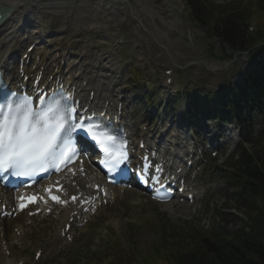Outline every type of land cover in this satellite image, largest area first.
<instances>
[{"label":"rangeland","instance_id":"1","mask_svg":"<svg viewBox=\"0 0 264 264\" xmlns=\"http://www.w3.org/2000/svg\"><path fill=\"white\" fill-rule=\"evenodd\" d=\"M127 1L121 6L116 4L119 13H112L110 10L101 7L95 11L97 14L95 12L94 14L91 9L87 12L83 7L87 4L89 8L90 5L96 3L95 0H86L84 3L65 0L63 10L58 8L53 11V13L58 12L60 15L53 20L55 27H57L55 31L63 28L62 17L69 15V29L65 31L67 33L66 38L72 41L74 49H88L89 54L91 51L93 52L94 58L96 56L101 57V65L106 70L104 73L114 79V84L122 90L124 100L130 108L129 111L134 121L133 132L138 133L142 126H145L146 130L153 129L152 131L155 132V129L160 128V126L171 125L167 119L177 121L182 118L184 121L182 125H184L186 121L183 115L179 117L184 107L182 97H180L176 109H173L165 101L169 93L175 94L177 90H180L179 94L182 96L193 92L201 95L213 84L217 85L218 88H223L227 83H233L237 80L238 73L243 68L245 56L238 57L235 61L228 63L226 62L229 61L227 58L218 60L220 57L219 45L214 37L208 36L203 28L192 21L186 0ZM222 2L223 0H212L213 5ZM36 5L40 8L41 4ZM50 5V7L53 6ZM31 6L34 7V5ZM45 10L52 12L50 9ZM30 14L29 16H31ZM136 14L140 22H137ZM94 23L100 24L98 26ZM55 31L53 30L52 39L56 36ZM83 52L84 55H82L80 62L85 65V68H91L93 65L97 67V61H92V57H85L86 52L84 50ZM87 62L94 64L87 67ZM169 65H173L177 71L174 75L173 86L164 91L152 92L150 90L148 93V90L144 88L145 84L151 83L152 75H160L161 71ZM133 68L138 71L137 80L132 78L134 72L131 71ZM92 82L98 83L93 80ZM110 86V81H108V87ZM150 94L153 96L152 99L156 106H147L146 102ZM163 102H165L164 105ZM253 119L256 120L255 117L251 120ZM215 124L224 130L227 129L226 124ZM249 139L246 146L254 151L264 168V134L259 137L258 134H251ZM204 141L205 143L208 142ZM236 142L232 140L227 145L234 146ZM233 156L231 155L228 159L221 156L218 157L219 160L211 161L215 164H227ZM254 163L259 165L257 161ZM212 175L215 176L213 178L215 187L213 193L205 195L202 200L194 203V205H186L185 203H182L181 206L173 203L156 205L144 198L143 194L135 189L116 190L118 199L103 207L92 217L85 228L77 231L76 237L85 236V238L81 239L75 247L70 248L69 245H64L59 252L57 250L48 258L55 255L57 256L55 258L58 259L54 264H64V262L74 264L79 253L83 256L88 245L95 244V239L98 242L102 239L105 240L107 233L108 235L114 233L115 236L122 239L128 237L130 246H135L138 242L144 244L147 241H152L156 235L154 229L151 227L143 228L140 225L143 219L153 214L159 215L167 227L179 228L184 232H195L199 229H209L225 224L230 231L238 228L240 226L239 221L245 213L244 207L239 203L240 197L233 195L230 185L223 181L218 174ZM221 213L226 217V222L222 220ZM35 220L32 224L34 234L31 238L33 243H47L45 236H48L51 241L54 235L53 230L57 224L54 221L57 220L53 218ZM136 222H140V225ZM135 226L139 230L136 231ZM29 237L27 234V237L23 239L22 247H19L20 244L13 246L17 255L24 256L25 262H28L30 257ZM77 250L80 252L78 253ZM61 252L65 255H72L70 261L65 260L69 257L58 254Z\"/></svg>","mask_w":264,"mask_h":264},{"label":"trees","instance_id":"2","mask_svg":"<svg viewBox=\"0 0 264 264\" xmlns=\"http://www.w3.org/2000/svg\"><path fill=\"white\" fill-rule=\"evenodd\" d=\"M187 1L193 20L216 37L223 56L225 50L234 53L264 42V0H232L217 6L207 5L206 0ZM251 17L257 19L256 28L247 35ZM246 67L235 86L215 97L190 96L188 104L208 106L212 112L222 108V114L227 111L237 116L264 105V46L251 49ZM240 157L237 169H225L226 176H234L233 184H240L239 195H243L240 203L246 216L239 229L179 233L154 219L158 235L153 242L133 252L113 240L104 245L100 255L92 254L86 264H264V170L259 172V165L246 151L240 152Z\"/></svg>","mask_w":264,"mask_h":264},{"label":"snow or ice","instance_id":"3","mask_svg":"<svg viewBox=\"0 0 264 264\" xmlns=\"http://www.w3.org/2000/svg\"><path fill=\"white\" fill-rule=\"evenodd\" d=\"M3 11L7 12L8 9L4 8ZM60 99L68 100L67 97ZM28 103V97L17 101L15 105L7 97L0 103V174L10 172L17 177L32 176L38 169L46 170L53 167L70 143L68 137L78 126L68 123L73 109L61 105L60 100L50 101L41 111H34ZM100 127L90 125L85 131L92 132L93 129ZM92 139L101 146L109 158L115 155L110 151V148L116 146L113 136L102 132L99 136L93 134ZM126 159V152L121 151L110 171H114ZM52 199L57 203L63 202L56 196ZM31 203H36V199Z\"/></svg>","mask_w":264,"mask_h":264},{"label":"bare ground","instance_id":"4","mask_svg":"<svg viewBox=\"0 0 264 264\" xmlns=\"http://www.w3.org/2000/svg\"><path fill=\"white\" fill-rule=\"evenodd\" d=\"M35 1H39V0H35ZM84 1H86V0H77L76 2H83L84 3ZM95 1H96V3L94 5H90L89 8H88L87 4H86L87 8H85L86 6H84L83 8L86 9L87 12H89L91 9L92 13L99 10L101 7L109 9L110 12H112V13L113 12L119 13L118 9L116 8V4H118L119 6L125 4V0H95ZM31 2H33V0H0L1 6H4V7L7 6L10 8L9 11L7 12V14L5 15V18L2 21H0V66H1V68L4 69V71L8 75L15 76L16 58H14L13 54L15 52L18 53L19 50L22 51L24 49V45H27V42L29 43L31 41L37 40L39 42V44L37 45L36 48L33 49L32 52H33V55H36V54L39 55L38 64L39 65L44 64V66L47 68L48 73L52 71V68H50L49 66L52 63H57V65H58L57 66V72L59 73V75H63V76L70 75L72 81H74V82H76L78 80L80 81L81 79L85 80L87 78V76L92 75V74H90L89 70H87V68H85V65H83L80 62L82 55L80 56V58H79V56H73L72 50H70V48L66 49V48L60 47L59 49L54 50L55 46L50 45L49 47H46L45 43L42 40L41 35L34 36V37L30 36L28 38V41H26V42L24 40L23 41L19 40V39H21V36L23 34H27V33L29 34L30 31L33 29L34 30L37 29V33L40 32L39 26L38 27L33 26L29 29V31H28V29L26 31L27 22L25 21V18L29 17L30 13L33 14L34 13L33 10H30L29 12L26 11L27 13L25 12V15H24L25 18H24V20H22L21 14H22V12H24V8L26 6H29V3H31ZM105 11H107V10H105ZM119 16H120V14H119ZM136 19H137V22L138 21L140 22L137 14H136ZM100 23H94V24L99 26ZM90 24H93V23H90ZM41 49L43 50L42 53L40 51ZM81 68H83V72L81 74H79V71ZM89 69L101 71L98 66L94 67V65ZM70 77H69V79H70ZM92 80L94 82H98V83L95 84L92 82ZM86 85L87 86L94 85V86H96V89L101 90V94L99 96L101 100H104L105 98H107L109 101H113L112 98L109 97V95H107L108 92L106 91V89L110 90L111 86L108 87V78L106 76L103 78L101 75H99L97 79L92 77L91 79L87 80ZM122 116H123V118H126V119L128 118V112L126 111L124 103H122ZM144 136H146V135L144 134ZM174 138H175V136H173L171 134V130H169L167 132L159 130V136H156L153 139V141L157 145V147L162 150L161 152L163 154L168 155V154H170V153H167L168 150L178 149L180 147V145L177 144V142H174ZM175 161L176 160H174V162ZM86 163H87L88 168H90L89 162L86 161ZM3 192H0V198L6 199L5 196L8 194L5 191H3ZM4 201L7 202V199ZM17 215H19V214H17ZM19 227L22 231V225L21 224ZM7 228H8L7 222L4 220V218L0 219V244H1V242H3L4 240L7 239V237H6L7 236V233H6ZM12 236H13V240H17V235L14 236V233H13ZM0 248H1V246H0ZM6 261H7V263L8 262L14 263V257L12 256V254L9 256H6V255H2L0 252V264H4Z\"/></svg>","mask_w":264,"mask_h":264}]
</instances>
